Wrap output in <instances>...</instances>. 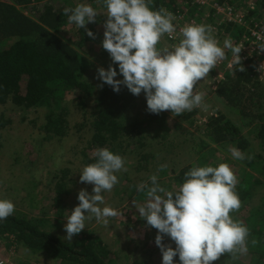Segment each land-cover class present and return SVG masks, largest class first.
<instances>
[{
	"label": "trees",
	"instance_id": "16d2710c",
	"mask_svg": "<svg viewBox=\"0 0 264 264\" xmlns=\"http://www.w3.org/2000/svg\"><path fill=\"white\" fill-rule=\"evenodd\" d=\"M59 1L0 0V105L10 100L25 113L40 111L43 117L41 131L46 142L60 143L73 130L80 134L84 128H88L90 139H87L80 155L84 166L96 162L97 149L107 148L123 159L128 155L133 156L134 170L138 173L146 172L148 161L154 159L151 153H143L147 149L145 142L151 137L148 129L156 125L154 129L158 137L161 131L170 127V116L162 112L149 113L145 121L131 120L128 111L137 96L132 95L124 86H121L119 92H114L107 84L100 87L101 82L98 89H95L89 79V67L94 68V64L88 57H93L107 68L112 64L108 52L101 46L103 24L107 19L104 15L106 7L102 0H65L63 4H67V9L75 8L78 4H88L97 11L96 21L86 25L95 35V39H92L84 28L80 29L69 22L68 16L59 9ZM212 1L229 7L235 0H229V3L224 0ZM149 7L152 10L169 9L179 16L187 13H184L187 7L199 9L201 13L205 11L204 8L191 5L190 0H151ZM245 16L247 22L261 20L256 11L248 10ZM185 18L183 27L187 25ZM197 23L198 19L191 22ZM211 24L215 25L213 22ZM218 28L216 33H211L213 37L220 41L230 39L234 46L239 45L241 40L245 43L244 38L249 37L243 27L231 22L218 23ZM218 34L221 35L218 37ZM166 38V49L180 41L170 40L167 35ZM225 54L226 58L215 67L219 79L211 76V84L214 83L211 91L226 109L238 114L239 123L220 113L208 117L201 124L202 128H199L201 136L189 140L191 145L196 146L190 148V153L197 157V165H171L175 168H170L168 173L162 171L163 175L168 174V178L159 184L168 191H178L185 180V173L192 167L213 164L208 159L213 145L235 147L248 154L255 144L259 151L255 158L246 160V168L257 170L260 163L254 160L264 161V87H260V81L253 72V64L241 62L244 71H239V65H231V51L226 49ZM112 66L118 71L117 65ZM117 76L122 79L119 73ZM65 95L73 96L75 106L85 119L84 123L73 127L69 124V109L61 105ZM195 113L196 110L182 114V121L191 124ZM176 127L180 128L179 125ZM171 145L174 149L179 147V144ZM257 171L259 178L245 173L244 179L236 184L235 192L241 204L239 209L230 213L234 221L248 228V251L246 254H222L213 264H264V196L258 204L252 203L255 192L264 188V167ZM140 180L145 179L141 177ZM147 185L151 186V182ZM136 188L131 186L129 197L135 195L138 200L144 199L145 204L148 199L147 190L137 191ZM68 194L64 184L58 182L49 204L50 219L45 224V216H37V220L45 224L43 228H40L39 221L22 211L14 210L12 215L0 221V240L6 243V246L0 245V249L4 248L5 254L11 249L13 252L22 249L30 254L43 255L57 264H113L111 255L97 252V248L103 244L95 235L82 231L74 235L71 242L65 236H58L56 230L67 211L64 201ZM2 260L0 258V264H4ZM13 264L28 263L19 260ZM174 264H179L178 257H174Z\"/></svg>",
	"mask_w": 264,
	"mask_h": 264
},
{
	"label": "clouds",
	"instance_id": "9594fccd",
	"mask_svg": "<svg viewBox=\"0 0 264 264\" xmlns=\"http://www.w3.org/2000/svg\"><path fill=\"white\" fill-rule=\"evenodd\" d=\"M102 3L107 19L101 46L112 64L107 69H97L100 87L107 84L119 92L124 86L135 96L143 92L147 110L152 114L167 110L179 116L206 106L204 94H194L193 88L226 58L225 49L232 53L231 65H239L237 69L244 71L242 47L234 46L230 39L220 46L211 34V26L185 25L180 30L182 39L178 44L158 50L156 46L165 34L174 38L172 13L165 9L152 10L151 0H102ZM63 12L70 23L84 28L95 39L94 33L86 28L98 15L92 6L78 4ZM259 49L264 51V45ZM113 64L118 66V71ZM118 73L122 79H115ZM229 151L236 160L246 159L238 148L230 147ZM95 156L96 162L79 172L80 182L93 187L92 194L84 189L79 191V203L66 219L64 238L70 242L74 235L85 230L86 220L94 217L107 227L109 218L120 215L118 210L100 205L104 204L102 193L110 192L118 183L115 173L126 171L124 159L107 148L97 149ZM149 180L151 186L137 185V191L147 190L148 199L136 209L147 226L157 230L155 244L161 251L162 264H174V257H178L179 264H213L225 253H247L248 228L230 216L240 208L241 202L235 192L237 177L227 164L192 167L185 173L178 191L166 190L157 182L156 175ZM14 207L10 200L0 199V221L12 215ZM165 237L174 242V248L162 242Z\"/></svg>",
	"mask_w": 264,
	"mask_h": 264
},
{
	"label": "rangeland",
	"instance_id": "374dc122",
	"mask_svg": "<svg viewBox=\"0 0 264 264\" xmlns=\"http://www.w3.org/2000/svg\"><path fill=\"white\" fill-rule=\"evenodd\" d=\"M64 2L65 0L58 2L59 9L64 10L66 8L67 4L63 5ZM224 2L229 3V0H224ZM208 8H205V11L201 13L202 11L199 9L195 10L192 7H187L186 11L184 10V13L187 12L185 13L187 21L185 23L188 25L191 24L192 20L198 19L197 24L211 26L212 32L216 33L219 29L218 23L223 21L213 18L212 12ZM228 8H235V14L242 13L244 15L248 10L256 11L259 13L258 19L264 20V0H235ZM212 22L215 23L214 26L211 24ZM219 35L221 34L217 36L219 37ZM216 40L220 46H223L225 39L222 41ZM167 43L165 34L156 47L159 48L158 50L166 49L165 45ZM88 58L94 64V68L89 67V79L97 90L98 84L101 82L97 76V69L99 67L107 69V66L96 62L93 57ZM211 76L213 79H219V73L215 72V68L210 70L207 77L197 82L193 90L194 94L198 92L204 94V104L206 106L182 113L188 114L196 110L191 124L182 121V114L176 116L166 110L162 113L170 116V127L166 131H161L157 137L158 134L154 129L156 125L150 126L148 130L151 137L146 140L147 149L143 153H151L154 159L151 162L148 161L149 165L146 172L138 173L134 170L135 160L133 156L128 155L124 158L126 171L121 170L115 173L118 177V183L110 192L102 193L104 204L100 205V207H112L118 210L120 215L109 218L110 222L107 227L98 223L94 217L85 221L83 232L93 234L100 239L103 246L98 247L97 252H105L111 255L113 264L162 263V254L155 244L157 230L147 226L146 221L139 217L136 207L143 206L144 199L138 200L135 195L129 197L131 186L137 187L142 183L148 184L151 182L149 177L152 175L157 176L158 183L166 182L168 174L163 175L162 171L168 173L170 168H175L171 165L177 166L178 164L181 167L190 164L196 166L198 159L190 153V148L196 146L191 145L189 140H196L201 136L199 128H202L201 124L208 117L220 113L239 123L238 114L231 109H226L224 104L218 101L212 93L214 83L211 84ZM116 78L121 79L119 76ZM260 81H262L260 87H264V81ZM61 105L69 109L68 122L72 127L84 123L85 119L81 111L75 106L73 96H63ZM149 113L146 98L142 92L137 96L133 107L128 111V116L131 120L145 121ZM42 124L43 117L40 111L25 113L15 107L10 100L4 105H0V199L10 200L15 206V211H22L31 215L35 220L39 218L37 216L44 215L43 219L46 224L50 219L49 204L51 198L55 195V188L58 182L64 184L65 189L69 192L64 201L67 205V211L60 224H58L57 230L54 228L58 236L64 237L66 236L64 224H66V219L71 210L79 203L77 199L79 191L84 189L92 194L93 186L79 180V172L85 167L81 164L80 155L84 151L82 148L87 139H90V135L88 128H84L80 134L73 130L70 136L60 143L46 142L41 131ZM176 125H179L180 128H177ZM171 143L174 146L179 144L178 149L172 148ZM164 145H167L168 148ZM230 147L213 145L211 154H209L210 158H208L209 163H213L211 166L216 167L221 163L227 164L237 177V184L244 179L245 173L259 178V171L257 170L264 167V161L254 160L256 163L258 161L260 163L256 168L257 170H250L245 166L248 156L253 158L257 156L256 152L259 150H257L255 144L250 152L245 154L246 159L243 161L236 160L231 156ZM207 165L210 166L208 163ZM125 174L128 176H125ZM141 177L145 180H140ZM262 196H264V188L255 192L252 203L254 205L258 204ZM37 221L40 222V228H43L45 224L43 225L40 220ZM170 241L168 237H165L162 242L174 248V242ZM0 245L6 246L4 240H0ZM0 258L3 259L4 264L18 263L19 260H25L28 264H57L56 261L43 255L30 254L22 249L16 252L11 249L8 254H5L4 248H1Z\"/></svg>",
	"mask_w": 264,
	"mask_h": 264
},
{
	"label": "built area",
	"instance_id": "2783aa9c",
	"mask_svg": "<svg viewBox=\"0 0 264 264\" xmlns=\"http://www.w3.org/2000/svg\"><path fill=\"white\" fill-rule=\"evenodd\" d=\"M191 5L198 6L200 8H208L212 12V17L220 19L221 21L227 23H234L236 26L243 27L249 37H245V43L241 40L239 45L242 47L241 50V62H250L254 65L253 72L256 75V78L260 81H264V66L260 68L261 64H264V51L259 49L260 46L264 45V20L247 22L246 16L242 13L235 14V11L228 7H223L218 5L212 0H190ZM166 11L172 13L171 10L165 9ZM175 19L173 24L176 27V32L173 34L174 38H169L170 40L181 39L180 30L183 28V20L186 14L176 15L172 13ZM249 23V24H248ZM232 62V61H231ZM262 82V81H260Z\"/></svg>",
	"mask_w": 264,
	"mask_h": 264
}]
</instances>
